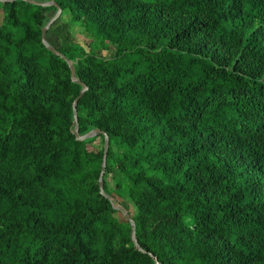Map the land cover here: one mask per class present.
<instances>
[{"label": "trees", "instance_id": "obj_1", "mask_svg": "<svg viewBox=\"0 0 264 264\" xmlns=\"http://www.w3.org/2000/svg\"><path fill=\"white\" fill-rule=\"evenodd\" d=\"M52 1L114 201L57 7L3 2L0 264H264V0Z\"/></svg>", "mask_w": 264, "mask_h": 264}, {"label": "water", "instance_id": "obj_2", "mask_svg": "<svg viewBox=\"0 0 264 264\" xmlns=\"http://www.w3.org/2000/svg\"><path fill=\"white\" fill-rule=\"evenodd\" d=\"M0 1H2V2H12V1H16V0H0ZM24 1H27V2L32 3V4H38V5H41V6L55 5L57 7V12L55 13V15L49 20V22L43 28L42 41H43L44 45L49 50H51L56 55H60L62 58H64L68 62L69 66L71 68V71H72V74H71L72 80L74 82L79 83V84H81L83 86L80 95L74 101V123H75L74 134L76 135V138L78 140H86V139L92 138L94 136H97L99 134H103L105 136L104 158H103L102 170H101V174H100V178H99V184H100L101 193L103 195H105L106 197H108L109 199H111L112 201H114V199L109 194L106 193V191H105V181H104V176H105V172H106V165H107L108 149H109V146H110L109 135L106 132H104L101 129H99V128L93 129V130L89 131L86 134H80L79 133V120H78L77 103H78L79 99L81 98V96L88 89V86L84 82H82V80L77 76V70H76L74 62L71 61L70 59H68L65 55L61 54L60 51L53 44H51V42L47 38V32L50 29V27L53 25V23L60 17V15L62 13V8L60 7V5L56 1H52V0L47 1V2H42V1H39V0H24ZM114 207L119 209L124 214L126 219L131 223V226H132V239L135 242L136 247H138L140 250H143V248L141 247V245L139 243V240L137 238L136 222H135L134 218H132L130 212L126 208H124L121 204H116L115 203ZM143 251H145V250H143ZM155 259H156V264H160V262L158 261L156 256H155Z\"/></svg>", "mask_w": 264, "mask_h": 264}, {"label": "rangeland", "instance_id": "obj_3", "mask_svg": "<svg viewBox=\"0 0 264 264\" xmlns=\"http://www.w3.org/2000/svg\"><path fill=\"white\" fill-rule=\"evenodd\" d=\"M3 2L0 1V25L4 19V15H5V12H4V9H3ZM63 20H66L63 18ZM61 22V21H59ZM72 31H73V34H74V37L78 40V42H80L87 50L90 49V42H91V39L86 35L85 32L82 31L81 27L79 26H75L72 28ZM48 37V40H50L52 43L56 44L57 41H56V37L53 35V33H49L47 35ZM100 52L103 54V55H107V56H111L113 55V49L111 50H106V49H101ZM97 144L101 143V139H98L96 141ZM111 177L109 176V180ZM121 216V215H120Z\"/></svg>", "mask_w": 264, "mask_h": 264}]
</instances>
